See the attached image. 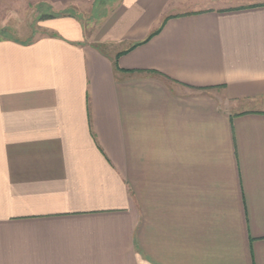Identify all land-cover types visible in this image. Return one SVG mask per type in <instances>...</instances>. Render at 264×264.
<instances>
[{"label": "crops", "instance_id": "0c3cea01", "mask_svg": "<svg viewBox=\"0 0 264 264\" xmlns=\"http://www.w3.org/2000/svg\"><path fill=\"white\" fill-rule=\"evenodd\" d=\"M40 1L97 17L0 38V264H264V0Z\"/></svg>", "mask_w": 264, "mask_h": 264}, {"label": "rangeland", "instance_id": "374dc122", "mask_svg": "<svg viewBox=\"0 0 264 264\" xmlns=\"http://www.w3.org/2000/svg\"><path fill=\"white\" fill-rule=\"evenodd\" d=\"M91 1H94V8H96L105 0ZM242 2L246 0H225L224 5L229 6ZM85 11H88V7L87 9L71 7L55 11L45 7V3L40 0H0V38L9 37L27 41L42 36L46 33V29L42 27L45 17L55 13H77L85 22H90L97 17Z\"/></svg>", "mask_w": 264, "mask_h": 264}, {"label": "trees", "instance_id": "16d2710c", "mask_svg": "<svg viewBox=\"0 0 264 264\" xmlns=\"http://www.w3.org/2000/svg\"><path fill=\"white\" fill-rule=\"evenodd\" d=\"M48 17H51V15H49V16H46L45 18H48Z\"/></svg>", "mask_w": 264, "mask_h": 264}]
</instances>
